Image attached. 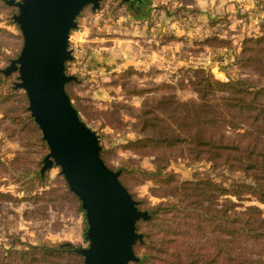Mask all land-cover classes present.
<instances>
[{
	"label": "rangeland",
	"instance_id": "374dc122",
	"mask_svg": "<svg viewBox=\"0 0 264 264\" xmlns=\"http://www.w3.org/2000/svg\"><path fill=\"white\" fill-rule=\"evenodd\" d=\"M18 11L17 6L0 0V69L23 49V34L13 19ZM77 22L69 38L73 59L66 63L67 74L76 80L67 83L66 90L83 122L99 135L105 163L127 171L122 180L143 201V207L174 201L170 189L175 184L161 180L166 174L179 182L211 177L228 185L242 177L211 162L190 159L182 146L140 148L134 142L146 137L144 119H151L150 125H178L180 119H172L167 103L172 95L179 102L198 101L189 83L198 68L221 81L227 75L264 85L256 71L236 64L244 40L263 34L264 0H153L146 19H136L125 0H103L97 10L91 5L84 8ZM19 75V71L0 72V259L29 244L69 242L86 248L85 212L68 193L61 168L54 164L48 169L45 184L30 173L41 168L39 162L50 149L42 130L46 145L27 126L34 125L28 119L32 116L29 97L25 89L12 88L21 81ZM222 95L216 96L217 102ZM161 102L165 108L154 111ZM159 166L164 168L162 176L153 179L146 174ZM231 198L236 201L235 196ZM253 203L264 208L257 201H244ZM215 235L209 231L197 241L206 243L212 252ZM144 251L135 250L138 259ZM49 262L72 263L51 258L44 264Z\"/></svg>",
	"mask_w": 264,
	"mask_h": 264
},
{
	"label": "trees",
	"instance_id": "16d2710c",
	"mask_svg": "<svg viewBox=\"0 0 264 264\" xmlns=\"http://www.w3.org/2000/svg\"><path fill=\"white\" fill-rule=\"evenodd\" d=\"M125 1L136 19L150 16L153 0ZM236 64L245 70L256 71L264 78V25L261 36L244 40ZM194 73L189 83L197 92L198 101L179 102L172 95L167 105L172 107V119H180L178 125H150L152 120L144 119L142 133L146 137L144 135L134 145L166 149L182 146L190 159L211 162L215 168L241 173L242 177L228 185L211 177L179 182L176 176L166 174V178L161 180L165 184H175L170 189L174 201L143 207V201L138 199L139 208L148 211L149 215L148 219L142 218L137 222L143 239L134 249L136 252L137 248L145 250L138 262L264 264V208L256 203L244 204V201L264 204V85H256L243 78L221 81L203 68L194 70ZM16 85L13 83L12 88L17 90L19 87ZM218 94H223L221 102H217ZM161 108H165L164 102L154 111ZM28 119L34 125L27 126H31L46 145L32 116L29 115ZM154 120L159 121V117ZM225 128L232 133H227ZM103 150L102 147L101 156ZM39 165L41 168L30 173H35L40 183L45 184L48 169L42 172L44 159ZM163 169L159 166L155 171H146V174L150 178H158L163 175ZM116 171L120 172V181L129 190L122 180L126 170L122 167ZM67 189L79 201L84 212L79 198L68 186ZM231 196H235L236 201ZM169 214H172L171 219ZM209 231L216 234L212 252L206 243L197 241L199 236H206ZM80 249L69 242L29 244L25 249L11 250L5 259H0V264H44L51 258L67 259L72 262L70 264H85L84 256L78 252Z\"/></svg>",
	"mask_w": 264,
	"mask_h": 264
},
{
	"label": "water",
	"instance_id": "95a60500",
	"mask_svg": "<svg viewBox=\"0 0 264 264\" xmlns=\"http://www.w3.org/2000/svg\"><path fill=\"white\" fill-rule=\"evenodd\" d=\"M103 0H6L19 8L13 16L24 45L20 56L0 72L19 71L17 87L29 97L32 117L50 152L42 172L54 164L61 168L71 191L85 212L89 246L78 250L85 264H129L138 261L134 246L142 241L137 222L148 211L120 181V172L101 156L99 135L80 118L66 90L76 76L66 72L73 59L70 33L87 6L100 8Z\"/></svg>",
	"mask_w": 264,
	"mask_h": 264
},
{
	"label": "built area",
	"instance_id": "2783aa9c",
	"mask_svg": "<svg viewBox=\"0 0 264 264\" xmlns=\"http://www.w3.org/2000/svg\"><path fill=\"white\" fill-rule=\"evenodd\" d=\"M223 80H225V81H229L230 78H229L227 75H225V76L223 77Z\"/></svg>",
	"mask_w": 264,
	"mask_h": 264
}]
</instances>
